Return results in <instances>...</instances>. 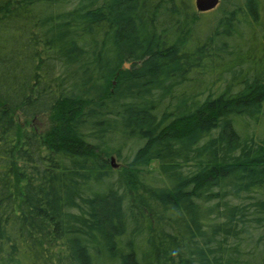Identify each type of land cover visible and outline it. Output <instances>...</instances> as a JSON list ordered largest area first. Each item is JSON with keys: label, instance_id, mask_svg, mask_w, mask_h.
Instances as JSON below:
<instances>
[{"label": "trees", "instance_id": "obj_1", "mask_svg": "<svg viewBox=\"0 0 264 264\" xmlns=\"http://www.w3.org/2000/svg\"><path fill=\"white\" fill-rule=\"evenodd\" d=\"M263 22L0 0V264H264Z\"/></svg>", "mask_w": 264, "mask_h": 264}, {"label": "water", "instance_id": "obj_2", "mask_svg": "<svg viewBox=\"0 0 264 264\" xmlns=\"http://www.w3.org/2000/svg\"><path fill=\"white\" fill-rule=\"evenodd\" d=\"M193 1H194V5L198 11L210 10V9L214 8L219 2V0H193ZM124 65L128 66L129 64H128V62H125ZM109 159H110L111 164L114 167L118 166V162L116 160L115 155H113V154L110 155Z\"/></svg>", "mask_w": 264, "mask_h": 264}, {"label": "rangeland", "instance_id": "obj_3", "mask_svg": "<svg viewBox=\"0 0 264 264\" xmlns=\"http://www.w3.org/2000/svg\"><path fill=\"white\" fill-rule=\"evenodd\" d=\"M264 23V22H263Z\"/></svg>", "mask_w": 264, "mask_h": 264}]
</instances>
